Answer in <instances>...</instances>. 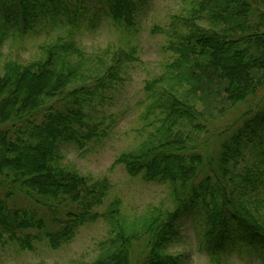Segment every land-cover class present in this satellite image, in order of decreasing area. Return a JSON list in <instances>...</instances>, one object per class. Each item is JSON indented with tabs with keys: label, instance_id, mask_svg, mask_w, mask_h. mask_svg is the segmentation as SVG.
<instances>
[{
	"label": "trees",
	"instance_id": "obj_1",
	"mask_svg": "<svg viewBox=\"0 0 264 264\" xmlns=\"http://www.w3.org/2000/svg\"><path fill=\"white\" fill-rule=\"evenodd\" d=\"M146 1L9 0L0 9V57L11 23L22 33L43 17L70 26L41 45L37 59L8 58L0 70V246L32 249L45 238L59 248L101 215L114 226L110 246L84 264H183L169 248L192 217L199 250L212 263L247 250L264 264V103L256 101L264 87V0H180L171 16L169 59L137 102L141 138L115 160L130 177L167 187L170 205L150 206L138 223L124 225L116 204L97 212L107 178L62 164V144L83 147L115 124L100 109L137 59L132 38ZM87 17L111 22L126 45L86 82L73 31ZM211 94L222 108L207 104ZM228 111L238 116L230 132L218 119ZM215 136L221 143L209 155Z\"/></svg>",
	"mask_w": 264,
	"mask_h": 264
},
{
	"label": "rangeland",
	"instance_id": "obj_2",
	"mask_svg": "<svg viewBox=\"0 0 264 264\" xmlns=\"http://www.w3.org/2000/svg\"><path fill=\"white\" fill-rule=\"evenodd\" d=\"M8 1L0 0V9H6ZM17 1L14 0L15 3ZM179 9L180 0H147L140 7L139 24L132 38V43L137 46V59L131 61L130 66L126 68L127 73L123 76L122 82L117 83L115 89L107 93V96H111L108 105L100 109L101 114L112 115L115 124L108 131V135L90 141L83 147L73 143L61 145L64 157L62 164L72 166L97 180L107 178L109 192L97 212L104 214L111 205L116 204L113 209H118L120 213L118 220L124 225L138 223L150 206L171 204L167 187L159 183H146L140 177H130L124 166L116 164L115 160L123 150L131 148L141 138L134 121L141 111L137 102L144 99L145 83L165 69V63L170 56L166 46L171 34L169 30L171 16ZM97 10V4L94 9L89 8L92 18ZM91 17L79 22L73 31L83 50L82 57L77 55L73 57L82 63L86 82L93 81V78L103 71L109 64L113 51L126 45L124 37L120 36L124 34L111 22L106 19L93 21L89 19ZM19 25L22 26L21 22ZM9 26L5 32L3 44L5 49L0 57V70L8 58L23 61L37 59L41 45L63 36L70 27L63 22L62 25L46 22L44 17L37 22L33 30H29V33H22L12 23ZM102 63L104 64L101 65ZM258 93L256 101L262 104L264 87ZM207 104L221 108L223 106L215 95L208 98ZM218 119L221 128L227 126L230 132L236 126L238 116H233L232 112L228 111L223 112ZM220 143V136L212 138L208 149L209 155L218 149ZM17 204L25 206L28 202L20 198ZM191 218L185 217L182 220L179 234L172 238L170 252L180 253L183 264H214L209 261L207 253L199 250L198 230L195 227V219ZM113 227L105 216L100 215L79 227L72 240L61 244L59 248L50 247L45 238L33 242L32 249H23L17 243L8 241L0 246V264H84L95 259L102 248L110 246L112 237L110 232ZM226 262L261 264L256 253L247 250L233 251L228 255Z\"/></svg>",
	"mask_w": 264,
	"mask_h": 264
}]
</instances>
